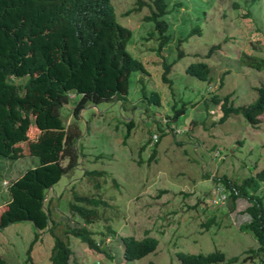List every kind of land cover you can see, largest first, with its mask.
I'll list each match as a JSON object with an SVG mask.
<instances>
[{
	"label": "rangeland",
	"instance_id": "rangeland-1",
	"mask_svg": "<svg viewBox=\"0 0 264 264\" xmlns=\"http://www.w3.org/2000/svg\"><path fill=\"white\" fill-rule=\"evenodd\" d=\"M111 2L117 22L132 32L127 50L147 74L131 75L125 106L100 103L80 111L78 141L85 160L49 194L60 197L56 203L62 222L70 217L63 208L72 199L71 187L81 194L101 196L109 207L101 208L103 219L90 229L97 238L107 226L115 234L100 246L101 253L71 238V264H181L178 253L205 255L215 250L226 261L238 258L231 264H261L264 255L248 259L247 251L258 247L255 239L239 230L240 224L249 221L241 213L249 206L247 201L237 200L233 211L227 199L217 205L213 201L218 191L224 193L220 179L240 181L264 168V114L254 126L241 116L220 124L219 106L210 98L229 95L234 106H248L256 100L257 88L264 86V70L247 66L255 59L264 60V0H168L173 40L161 50L157 37L151 36L153 24L142 22L147 8L142 14L124 16L134 1ZM179 3L184 7L175 8ZM195 27L201 34L189 36ZM214 46L219 47L211 52ZM162 59L173 63L168 74L172 88L161 80ZM199 62L208 64L213 78L207 106L200 95L206 92L207 82L185 73L190 64ZM142 88L146 94L157 92L161 106L147 104ZM183 103L188 104L186 113L166 123V117L172 116L171 107L178 109ZM190 103L196 106L191 108ZM72 108L70 103L63 111L66 127L74 125ZM39 133L32 123L28 140L14 147L11 159L0 157V213L9 201V182L39 164L37 157L29 155V146ZM154 136L159 139L156 143ZM84 171L104 172L99 191L84 178ZM209 220L213 222L205 227ZM33 236L30 223L7 227L0 232V254L9 264H50L52 239L47 234L41 235L27 255ZM146 236L157 240L156 251L141 260L124 262L121 238Z\"/></svg>",
	"mask_w": 264,
	"mask_h": 264
},
{
	"label": "trees",
	"instance_id": "trees-1",
	"mask_svg": "<svg viewBox=\"0 0 264 264\" xmlns=\"http://www.w3.org/2000/svg\"><path fill=\"white\" fill-rule=\"evenodd\" d=\"M133 1L134 7L124 16L142 14V9L147 8L148 14L142 22L153 24L151 36L157 37L158 50H161L173 40L167 21L168 0ZM180 7L184 4H175V8ZM194 34L200 35L201 29L195 27L188 35ZM131 38V30L117 22L111 0H0V157L11 159L14 147L28 140L32 123L40 132L38 140L29 146V155L37 157L39 164L9 182V201L0 213V232L16 223L27 222L33 226L34 236L27 250L28 256L41 235L47 234L52 239L50 264H71V238L101 253L100 246L115 234L107 226L106 232L97 238L90 229L103 219L101 208L109 207L101 196L81 194L71 187L72 199L63 208L68 210L70 217L62 222L58 221L60 208L56 203L60 197L49 194V191L64 175L70 177L80 160H85L83 147L78 141L81 137L80 111L100 103L118 102L125 106L131 75L135 72L147 74L144 65L127 50ZM180 45L181 41L177 47ZM218 47L211 48V52ZM172 64L162 59L161 80L170 88L172 81L168 74ZM247 66L262 71L264 60L255 59L247 62ZM185 73L207 82V88L213 83L209 66L204 62L190 64ZM219 86L222 87V83ZM207 88L204 94H200L206 106V95L210 92ZM141 90L142 99L147 104L161 106L157 92L146 94L144 88ZM256 91V100L248 106H234L229 102V95L224 98L211 95L210 99L219 106L222 114L218 123L241 116L249 124H257L258 118L264 114V86ZM70 103L74 125L66 127L63 111ZM187 105L183 103L178 109L173 105L172 116L166 117V123L184 115ZM195 106L196 103L189 105L191 108ZM132 124L129 123V128ZM64 161H67L65 165ZM83 175L93 182L95 190H100L104 172L84 171ZM219 181L224 193H228L231 211L239 199L246 200L249 205L241 212L248 215L249 221L239 226V230L250 234L258 246L247 251L249 258L264 255V168L240 181L226 177ZM212 222L209 220L205 227ZM121 243L124 262L141 260L154 253L158 245L155 238L148 236L140 240L124 237ZM177 258L181 264H231L238 261L237 257L226 261L219 250L205 255L178 253ZM0 264H9L1 254Z\"/></svg>",
	"mask_w": 264,
	"mask_h": 264
},
{
	"label": "built area",
	"instance_id": "built-area-1",
	"mask_svg": "<svg viewBox=\"0 0 264 264\" xmlns=\"http://www.w3.org/2000/svg\"><path fill=\"white\" fill-rule=\"evenodd\" d=\"M156 140H157V137L154 136V141H156ZM217 191H218V190H217ZM218 193H219V195L217 194V195L215 196L214 201H213L214 204H220V203H223V202L226 201V195L222 192V190H221V191H218ZM217 202H218V203H217Z\"/></svg>",
	"mask_w": 264,
	"mask_h": 264
},
{
	"label": "clouds",
	"instance_id": "clouds-1",
	"mask_svg": "<svg viewBox=\"0 0 264 264\" xmlns=\"http://www.w3.org/2000/svg\"><path fill=\"white\" fill-rule=\"evenodd\" d=\"M207 89H208V90H210V88H209V87H208ZM225 195H226V194H225ZM226 199H227V196H226ZM215 205H217V204H215ZM248 259H250V258L248 257ZM251 259H252V258H251Z\"/></svg>",
	"mask_w": 264,
	"mask_h": 264
}]
</instances>
